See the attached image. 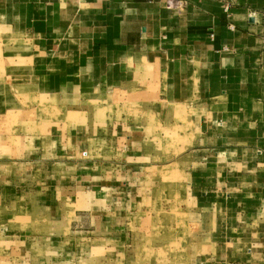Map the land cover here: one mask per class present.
Here are the masks:
<instances>
[{
  "label": "crops",
  "instance_id": "crops-1",
  "mask_svg": "<svg viewBox=\"0 0 264 264\" xmlns=\"http://www.w3.org/2000/svg\"><path fill=\"white\" fill-rule=\"evenodd\" d=\"M178 1L0 0V264H264V0Z\"/></svg>",
  "mask_w": 264,
  "mask_h": 264
},
{
  "label": "rangeland",
  "instance_id": "rangeland-1",
  "mask_svg": "<svg viewBox=\"0 0 264 264\" xmlns=\"http://www.w3.org/2000/svg\"><path fill=\"white\" fill-rule=\"evenodd\" d=\"M5 129V131H8V129L7 128H4ZM8 133V132H7ZM8 134H11V133H8ZM3 135L5 136V135H7V134H4L3 133ZM0 139H1V137H0ZM15 143L13 142V143H9L8 145H7V147H11L12 149L15 147ZM0 146H3V147H5L6 145H3V144H0ZM53 162H55V161H53ZM49 168H50V166H48ZM51 169V168H50ZM51 171V170H50ZM49 171V172H50ZM30 172V170L29 169H23V170H21L20 172H18V173H21V176H23L22 177V185H23V191L19 194V196L17 197V199L18 200H30L31 199V195H32V192L31 191H27L26 190V186H27V183H29V178L27 177V174ZM17 173V172H16ZM15 173V174H16ZM20 176V177H21ZM13 178V177H12ZM11 178V179H12ZM19 178V177H18ZM45 179V177H40V183H41V181L43 180V179ZM42 179V180H41ZM28 180V181H27ZM8 181H9V176H8ZM20 182H21V178H20ZM27 182V183H26ZM29 185V184H28ZM4 194H7V195H12V193H10V192H0V197L2 198L3 197V195ZM42 192H40L39 193V198H43V196H42ZM7 199H9V197H7Z\"/></svg>",
  "mask_w": 264,
  "mask_h": 264
},
{
  "label": "built area",
  "instance_id": "built-area-1",
  "mask_svg": "<svg viewBox=\"0 0 264 264\" xmlns=\"http://www.w3.org/2000/svg\"><path fill=\"white\" fill-rule=\"evenodd\" d=\"M167 3L169 6H172V7H180L181 6L180 1H178V0H168Z\"/></svg>",
  "mask_w": 264,
  "mask_h": 264
}]
</instances>
